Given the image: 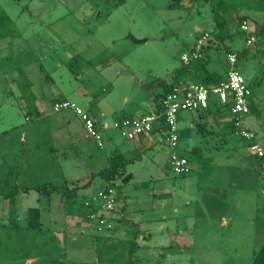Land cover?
<instances>
[{
	"label": "rangeland",
	"instance_id": "374dc122",
	"mask_svg": "<svg viewBox=\"0 0 264 264\" xmlns=\"http://www.w3.org/2000/svg\"><path fill=\"white\" fill-rule=\"evenodd\" d=\"M0 5L9 14L0 32V264H252L253 251L264 244V170L251 178L257 161L246 151L248 142L229 129L222 144L197 134L201 156L181 141L175 153L189 162L184 175L170 169L173 150L161 135L134 149L126 167L132 177L120 190L149 194L152 201L143 205L152 208L139 211L127 202L131 209L115 214L109 230L65 220L66 200L77 208L93 198L100 202L97 194L106 183L99 177L70 199L23 189L49 182L83 185L108 166L116 146L134 145L115 122L154 111L162 83L183 68L181 55L194 48L198 27L213 36L209 54L218 66L226 65L228 49L246 50L238 71L250 90L249 106L264 109V0H125L117 8L106 0ZM213 9L226 21L220 42ZM239 18L258 28H250L256 31L250 50ZM27 88L47 96L40 117ZM60 101L94 114L100 139L86 137L73 109L54 111ZM198 111L178 113L176 125L181 128ZM250 112L247 122L258 136L264 118ZM230 157L236 162L227 163Z\"/></svg>",
	"mask_w": 264,
	"mask_h": 264
},
{
	"label": "built area",
	"instance_id": "2783aa9c",
	"mask_svg": "<svg viewBox=\"0 0 264 264\" xmlns=\"http://www.w3.org/2000/svg\"><path fill=\"white\" fill-rule=\"evenodd\" d=\"M255 26L243 20L239 23V28L243 32H249L247 45H252L256 39V31H250ZM264 36V27L260 29ZM212 40L210 33L205 31L201 33L195 42L194 48L189 53L181 56L184 66H188L194 61H199L203 56V48ZM226 59L230 69L226 72L224 79L213 86H207L200 82H185L177 84L172 91L168 93L161 101V109L152 111L143 116L133 117L130 119H121L114 124V127L121 130L122 135L128 140H134L141 136H150L154 129L164 127L162 134L163 141L168 148L173 150L170 154V169L175 175H184L188 172V161L186 158L174 153L177 148L179 135L177 129V115L180 112H194L208 107L212 101L218 106L225 108L228 114V121L234 128V133L248 142L247 147L250 155L259 162L264 168V147L258 140L256 134L250 129L247 118L250 114L249 97L250 90L242 74L234 69L237 62L235 53H227ZM63 109H73L76 115L81 117L87 136L95 138L97 141L100 137L97 135L96 125L89 113H84L74 104L67 101L55 102L54 111ZM98 146L101 145L97 142ZM103 200V210L106 212L113 211L116 206L115 193L111 188H106L99 193ZM99 214H89L90 220H98L102 225L104 221L99 219Z\"/></svg>",
	"mask_w": 264,
	"mask_h": 264
},
{
	"label": "crops",
	"instance_id": "0c3cea01",
	"mask_svg": "<svg viewBox=\"0 0 264 264\" xmlns=\"http://www.w3.org/2000/svg\"><path fill=\"white\" fill-rule=\"evenodd\" d=\"M0 7H3V6L0 5ZM1 10L4 13H6L7 16H9V14L7 13V11L5 10L4 7L1 8ZM203 30H204L203 28L198 27L195 29V32H201ZM199 34L200 33H198V35L196 36V40L198 39ZM245 45H246L245 49L253 48V46L251 44L247 45V41H246ZM213 46H210V45L208 46L206 53H205V55H206V66L204 68H202L196 74V76H193L192 73H187L184 76H178V80H181V78H182L183 79L182 81H184V83H185V82H191V81H194L195 79H197L200 82L201 81L204 82L207 86H213V85L220 83L224 79L226 72L230 69L231 66L229 65V63H227V61H226V65L218 66L216 61H214V60H217L215 58V56L209 54V52H210L209 50ZM228 52L232 53L235 51L230 49V51H226V54ZM245 55H247V53L244 54L242 56V58L245 57ZM210 59H213V61L209 63L208 61ZM238 62L239 61H237L235 64L237 71H238ZM235 66H234V68H235ZM25 93H26V97H29L28 100H29V103L31 104L30 106H31L32 110L34 111V114L37 113L38 117H40L41 113L44 110V104H45V101L47 99V96L45 94H36L35 95L33 89H31V88H27L25 90ZM62 99L65 100L64 98H62ZM28 105L29 104H27V107H28ZM252 105H253V107H251V105L249 106V110L250 111L254 110V112H257V114H259L258 116L260 117V119H263L264 118V109L262 107H260V105H258L257 107H255L254 103ZM144 114H146V113H144ZM91 115H93L92 117L95 119L94 120L95 125L97 127H99V122H98L97 117L92 113H91ZM250 117H251V115L249 114L248 120H250ZM247 123L249 124V122H247ZM248 126L250 127L251 125H248ZM177 129H178V134H179V141H178L177 148L179 147L181 141H185L186 142L185 146L189 149V153H192L193 155H197V156L202 155L201 152L196 151L197 150L196 148H199L197 146L198 135L202 136L204 138L208 137V140L204 139V141L215 140L216 141L215 143L218 142V143L222 144L223 142L227 143V137L225 136V133L229 132V130L231 133L234 132L232 125L228 121V114H227L225 108L218 106L217 104H214L212 101L209 103L207 108L196 112L194 118L189 119V121L184 123L181 128L179 126H177ZM250 129H251V127H250ZM86 137H88L87 134H86ZM153 137H156V135L151 134L150 136L142 137V139L137 138L134 140H130V141H134V143H133L134 145H132V146L125 145V144L120 145L119 147L116 146V148H118L117 153L121 154L124 158H126L128 160L133 159V157H131V154L134 152V149H139V148L141 149L143 146H145L144 144H146V145L154 144L153 143L154 142ZM257 137L260 138L258 140H260L262 142V145L264 147V132L262 131L261 133H259ZM98 147H101V145ZM149 147H151V146H149ZM246 147H247V145H246ZM214 148L218 149L220 147L216 145V146H214ZM246 151H248V147H247ZM174 153H175V151H174ZM175 154H177V153H175ZM179 156H182V155H179ZM251 159H253V157ZM209 160H211V162H212V160H214V158H210ZM231 160H233V162H236V160L233 157L226 159V162L228 163ZM254 168L256 170V175L253 173H250L252 175L251 178H253V179H255V177L259 178L260 173L258 172V170H259L260 166H258V163H256V162L254 163ZM125 170H127V169H125ZM131 177H132V175L130 173H127V171H125V174L121 178H118L117 180H115L113 182V184H111V185L105 184L104 187L102 189H100V191L97 194V197H98V199H100V202L97 201L96 198H93L91 200H86L84 203H82V207L77 208L74 205L73 206L70 205V203H72L71 200L65 199L66 201H65V205H63V208H66V205L69 204V206L67 207L68 208V215H66V219H65L66 222H69L75 226L76 225L83 226L85 229L90 228L94 223L97 231L102 232L104 230L110 229V226L107 225V223H109V222L112 223V221L116 219L115 214H118V213L123 214L126 211V209H131L130 206H128L127 202L128 203H136L137 204V206H135L136 210H139V211H144L145 209L152 208L150 206L151 203L148 204L147 207H144V205H143V203L145 204V203H149L150 201H152V198L149 194L146 195L147 197H140V196H138V193H130L131 195H128V193H127V195H123L121 193V190H120V187L122 186L121 183H123V184L127 183ZM239 177H241V176H239ZM119 180H120L121 185L118 184ZM34 188L35 187H32V188L26 187L23 189V192L28 193L30 190H33ZM106 188H111L113 190V192L115 193V196H116L115 197V202H116L115 209L113 211H110V212H106L103 210L102 207H103L104 202L99 196V193L101 191L105 190ZM33 191H35V190H33ZM12 193L13 192L5 195L6 201L9 202V198H10ZM126 196H127V199H125ZM128 196L129 197L131 196V199H129ZM49 197H51V196H49ZM64 198H66V197H64ZM62 202L63 201H61L60 204H62ZM120 202H121V204L118 208L117 206L119 205ZM90 212L99 214V216H101V217H99V219H102L104 221V224L101 225L98 222V220H90L89 218H86L85 219L86 221H85L81 218V216L83 214L85 215V214H88ZM162 228H164V226H162ZM140 232L141 231H138L137 235L140 234ZM64 234H65L64 232H61V235H60L61 240L65 239ZM258 249H255V251H253V254L256 251H258ZM207 255L208 254H206V253H202L203 257H205ZM252 258H253V256H252ZM252 258H251V262H252ZM34 260H35L34 258L26 259L27 263H32ZM70 260H72V259H70ZM119 264H125L124 260H123V262L121 261V263H119Z\"/></svg>",
	"mask_w": 264,
	"mask_h": 264
},
{
	"label": "trees",
	"instance_id": "16d2710c",
	"mask_svg": "<svg viewBox=\"0 0 264 264\" xmlns=\"http://www.w3.org/2000/svg\"><path fill=\"white\" fill-rule=\"evenodd\" d=\"M106 2L110 3V5L113 8H117L118 6L123 4L125 2V0H106ZM212 13H213V19H214V22H215L214 29H215V31H217V33H214V36L220 42L224 38L223 34H222V30L226 26V21L223 18L220 17L219 11L213 9ZM7 19L8 18L4 14V12L0 11V32L2 31L3 27L5 26V23L7 22ZM243 20H244V18H239L238 24L241 21H243ZM205 31L206 30L201 31L200 34L205 32ZM211 41L212 40H210L207 43V45L203 48V56H202L201 60L194 61V62L190 63L188 66H184L183 65L182 69L176 70L175 72H173L169 82H163L162 83V85H161L162 91L159 94H157L155 96V98H154V104H155V110L156 111H159L161 109V101H162V99L168 93H170L172 91V89H173V87L175 85L181 84L182 82H183L182 84H184V81H182L183 80L182 78H181V80H178V76H184L187 73H192L193 76H196V74L202 68H204L206 66V55H205V53H206V50H207L208 46L210 45ZM227 51H230V49H228ZM228 53H231V52H228ZM232 53L236 54L237 61H238L239 59L242 58V56L244 54H246V50H243L241 52L235 51V52H232ZM234 69L237 70L236 66H235ZM200 83H203L204 85H206L202 81ZM214 104H216V103H214ZM146 114H148V113H146ZM35 115H36V117H38L37 113H35ZM143 115H145V114H142L140 116H143ZM233 130H234V128H233ZM163 131H164V127L161 126L159 128L154 129L153 132H152V135L162 134ZM141 137H145V136H141ZM196 149H197L196 151L200 152L199 148H196ZM133 161H134V159H129L128 160V159L124 158L121 154L115 153L108 159V166L105 167L104 169L100 170L99 172L95 173V174H91L90 175V180L87 183L83 184V185H80V186L76 185V186L70 187V186H68V184L66 182H63L60 185L53 184V183L49 182V183H45L43 185L37 186L33 190H35L38 193H44V194L46 193L49 196H51L52 194H56L57 193V194L61 195L62 197H68L70 199V198H72L74 196L75 192H77L78 190L87 188L91 184L92 179L95 178V177H99L106 184H109V185L113 184V182L115 180H117L118 178H121L125 174L126 167L128 165H130ZM257 163H258V166L262 167L259 164L258 161H257ZM89 214H92V213L90 212L88 214H85V217L88 218ZM252 264H264V244L258 249V251H256L253 254Z\"/></svg>",
	"mask_w": 264,
	"mask_h": 264
}]
</instances>
